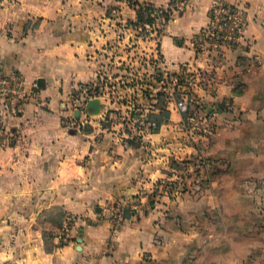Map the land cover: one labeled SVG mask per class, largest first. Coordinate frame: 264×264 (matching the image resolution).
I'll return each mask as SVG.
<instances>
[{
    "label": "crops",
    "instance_id": "0c3cea01",
    "mask_svg": "<svg viewBox=\"0 0 264 264\" xmlns=\"http://www.w3.org/2000/svg\"><path fill=\"white\" fill-rule=\"evenodd\" d=\"M217 1L233 0H0V71L22 76L26 95L13 113L0 94L2 264H264V0H243L239 44L199 55ZM176 2L157 38L131 28L146 3ZM200 69L215 76L211 93L194 89L208 129L198 147L174 102L158 132L129 145L112 121L127 112L118 99L157 115L162 78ZM82 88L103 92L98 114L76 109ZM200 156L212 168L164 194L174 166ZM138 200L148 205L116 227V210Z\"/></svg>",
    "mask_w": 264,
    "mask_h": 264
},
{
    "label": "built area",
    "instance_id": "2783aa9c",
    "mask_svg": "<svg viewBox=\"0 0 264 264\" xmlns=\"http://www.w3.org/2000/svg\"><path fill=\"white\" fill-rule=\"evenodd\" d=\"M242 0H233L231 3H224L222 1H217L214 3L210 10V22L206 28H204L199 34L195 42L196 52L203 50L208 54L215 53L216 56L221 54V50L224 46H234L239 44L244 38V30L246 27V20L244 21L245 8L241 6ZM177 9L181 7L176 6ZM157 16L161 21V24L166 22V11H156ZM154 34L151 32L150 36L147 39L157 38L160 34V31L163 28H153ZM159 31V32H158ZM249 45L252 44V41H246ZM160 60V59H159ZM258 65L263 64V60L260 57L255 58ZM214 73L208 72L206 70L195 71L191 74H187V82L190 87L193 88H204L211 93L214 89L213 77ZM0 94L4 100L5 107L10 109L13 113H17V105L19 100H22L26 97L24 91V80L20 75L9 76L0 71ZM103 95V92L100 91H90L87 88H82L76 91L75 102L76 109L79 112L84 113L87 111V104L89 101L95 99V97H100ZM197 102L201 107L205 104L203 100L195 98L193 92L188 90L183 98L178 102V108L184 113L188 112L190 107ZM11 112V113H12ZM140 127L152 126L156 127V124L147 122L145 123L144 119L138 118L135 120ZM83 124L77 119H72L69 123L70 128L73 131H80ZM5 138V129L3 124L0 121V144ZM134 135H126L125 140L129 145L132 144L134 140ZM191 144L197 145V140L192 139ZM193 166L199 170L208 171L212 168V163L206 160L203 157H199L197 160L192 162ZM180 174H173L171 179L166 180V185L168 188H172L174 183H177L179 186L183 183L184 179H181ZM182 177V176H181ZM174 189V188H173ZM172 189V190H173ZM132 210L136 213L142 209V205L139 203H134L131 206ZM124 219L121 215H118L114 219V224L116 227H119L123 224ZM70 224H66L61 231L60 240L62 242L67 241L68 229Z\"/></svg>",
    "mask_w": 264,
    "mask_h": 264
},
{
    "label": "rangeland",
    "instance_id": "374dc122",
    "mask_svg": "<svg viewBox=\"0 0 264 264\" xmlns=\"http://www.w3.org/2000/svg\"><path fill=\"white\" fill-rule=\"evenodd\" d=\"M224 3H231V2H224ZM176 6L181 7V9H177ZM241 6L245 7L243 0L241 3ZM183 9H184V6L180 2L173 3L168 9L158 8V7L153 5L151 13H149V15H146L144 17L142 23L137 24L135 26H132L131 28H140L139 30L135 29L134 31L137 33V35L142 36L145 39H147V37L150 36L151 32L154 34L153 28H163L165 25L164 23L161 24V21L158 18L156 11H161V10L166 11L167 13H166L165 19H166V22H168V20L170 19V16L172 15L173 12H182ZM167 16H169V17L167 18ZM244 17H245L244 18V21H245L246 16H244ZM151 39H155V38H151ZM205 53H207V52H205L203 50H200L197 52V54H199V55H202V54L204 55ZM197 71H202V70L200 69ZM192 72L193 71H188L186 73H182L180 76H175L174 78H172L171 76L162 78V80L160 81L161 88H160L159 93L157 94V98H156L157 99L156 104L158 106L157 108L160 109V111L157 115H155V114L151 115L150 113H148L150 111L146 110V108L144 107L145 105H143V103H141L140 100H137L134 97L129 99L126 103H124L122 101V99H118L117 104H120L121 106L126 107L127 112L125 115L124 114L122 115L118 112L116 117H114V119H112V121H116L115 122L116 124L121 125L120 131L122 132V135H125V136L128 134L134 135L135 138L132 141V143H136L138 140H140L144 136L156 133L155 130L158 129V125H157L156 120H155L156 118H154V117H158L157 120L162 119V118L164 119L165 117H168V115H169L168 104L170 102H174L176 104L177 109L183 115L182 130L186 134L187 142L191 143L192 139L194 141L198 140L197 137L204 134L208 130L206 127H204L206 125L205 121H206V116H207V115L205 116V113H203L204 112V106L201 107L197 102H195L190 107L188 112H186V113L181 111L177 106L178 102L183 98L184 94L188 90L193 92L195 98H197L195 93H194V89H196V88L192 89L190 87L189 83L187 82V74L188 73L191 74ZM132 74L136 75V76L140 75L138 70H135L134 72L132 71ZM142 93H143L144 97L148 100L155 99L154 97H152L153 96L152 93L149 92L148 90H142ZM150 102L152 103V101H150ZM149 108H151V107H149ZM149 108H148V110H149ZM138 118L144 119L145 123H147V122L154 123V124H156V127H152V126H147L145 128L140 127L139 124H137L135 122V120ZM159 130H160V128H159ZM184 137H185V135H184ZM197 145L196 146L193 145V146L198 147ZM192 172H197V170L191 162L184 161L181 163V165H176L173 168V173H176L177 175L180 174L182 177L181 176H179V177L181 179H184V180L186 179V176L190 175ZM175 184H177V183H174L172 188H168V186L166 185V181H165L160 186L163 188V193L166 194V191H171L173 188L175 189V187H176ZM159 195H160V192L154 193V195H152L148 199L147 203L149 204V206L153 207V205L156 202ZM137 202H139V204L142 205L143 209H145V206L148 205L147 203L146 204L142 203L141 200H138ZM133 204L134 203L123 204L120 208H118L116 210L115 215H114V219L118 215H121L125 221L126 214L129 212H131V213L134 212L131 208V206ZM147 208L149 209L150 207H147ZM1 262H4V261H3V259L0 258V264H2Z\"/></svg>",
    "mask_w": 264,
    "mask_h": 264
},
{
    "label": "trees",
    "instance_id": "16d2710c",
    "mask_svg": "<svg viewBox=\"0 0 264 264\" xmlns=\"http://www.w3.org/2000/svg\"><path fill=\"white\" fill-rule=\"evenodd\" d=\"M152 8H153V4H151V3H146L144 6H142L140 8V10H139V13H138V21H137V23L135 25L141 24L142 21H143V19H144V17L146 15H149V13H151ZM168 17L169 16H167V18ZM154 118H156L155 120H156V123L158 125V129L155 130V131L158 132L159 131V128L168 119V117H165L164 119L163 118L162 119H158V120H157L158 117H154Z\"/></svg>",
    "mask_w": 264,
    "mask_h": 264
},
{
    "label": "water",
    "instance_id": "95a60500",
    "mask_svg": "<svg viewBox=\"0 0 264 264\" xmlns=\"http://www.w3.org/2000/svg\"><path fill=\"white\" fill-rule=\"evenodd\" d=\"M87 110L90 114H98L100 111V102L99 100H91L87 104ZM79 115V112H77Z\"/></svg>",
    "mask_w": 264,
    "mask_h": 264
}]
</instances>
